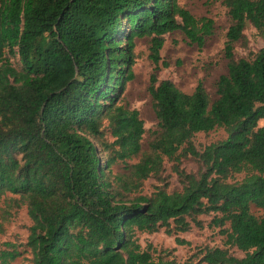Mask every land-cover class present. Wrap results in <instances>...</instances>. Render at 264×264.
I'll use <instances>...</instances> for the list:
<instances>
[{
    "label": "trees",
    "instance_id": "16d2710c",
    "mask_svg": "<svg viewBox=\"0 0 264 264\" xmlns=\"http://www.w3.org/2000/svg\"><path fill=\"white\" fill-rule=\"evenodd\" d=\"M216 1L228 19L226 73L209 103L200 83L185 93L156 78L168 66L159 56L164 35L178 31L200 50L212 34L213 21L194 18L178 0H0V236L16 209L24 207L30 223L23 245L0 243V264L20 258L19 247L30 264H193L153 259L134 233L170 223L185 231V218L203 213L219 215L212 224L227 225L221 232L226 244L243 256L212 249L202 264H264V126H258L264 121V49L232 59L246 25L264 36V0ZM137 39L148 40L147 92L156 120L143 152V123L122 103ZM103 125L111 142L99 143L109 150L102 159L94 141ZM213 129L225 138L197 151L192 137ZM187 156L201 172L175 167L183 181L179 192L155 187L149 196L121 197L138 193L163 159L177 164ZM116 163L126 180L114 178L113 188ZM239 173L240 181L225 182Z\"/></svg>",
    "mask_w": 264,
    "mask_h": 264
},
{
    "label": "rangeland",
    "instance_id": "374dc122",
    "mask_svg": "<svg viewBox=\"0 0 264 264\" xmlns=\"http://www.w3.org/2000/svg\"><path fill=\"white\" fill-rule=\"evenodd\" d=\"M178 4L186 9L194 18L207 17L213 21L212 34L204 39L200 50L194 45L187 44L183 35L175 31L163 36V45L159 52L161 61L167 63L166 68H160L156 73L157 81L168 80L177 89L190 93L197 83H200L207 95L209 103L215 100V83L220 75L226 73V60L222 56L224 33L228 26V19L224 8L216 0H178ZM148 40L137 39L134 41L135 60L132 66L133 79L125 85L122 94V103L128 109L136 110L138 118L143 123L144 133L140 140V151L147 150V144L156 130V120L151 107V100L147 92L148 76L151 73L152 65L147 59ZM264 49V36L255 31L250 25H246L242 37L235 43L232 50V59H250L258 50ZM9 62L17 70L19 65L16 58H10ZM258 126H264V121H259ZM102 138L94 141L98 148V155L103 159L108 156L109 150L101 148L99 143L111 142L109 130L106 125L102 126ZM225 134L221 129H213L208 133L195 134L191 142L197 151L204 146L223 140ZM138 156L127 161L128 165L135 163ZM184 174L196 176L201 172L200 164L191 157H179L178 163L163 159L161 169L156 175H149L142 180L137 188L138 193L122 195L129 199L137 194L149 196L155 187L163 189L167 193L179 192L183 181L176 174L174 168ZM114 178L126 180V172L120 163L111 167L109 182L115 188L117 181ZM243 178V174L230 175L225 182L235 183ZM2 200L0 201V207ZM250 212L255 217L260 216V211L250 207ZM219 217L218 214L206 213L185 218L188 227L185 231H177L172 223L167 228L160 227L156 231L147 233L136 231L134 238L141 250H148L153 259L163 261L184 262L202 264L201 257L205 251L220 249L226 251L235 258H241L243 254L234 247L226 244V238L222 231L227 228L216 227L212 220ZM29 220L25 214V208L21 207L13 211L9 221L4 224V233L0 236V243L9 241L15 245H23L27 235ZM174 239L183 241V244H176ZM20 258L12 264H30V256L23 247Z\"/></svg>",
    "mask_w": 264,
    "mask_h": 264
}]
</instances>
